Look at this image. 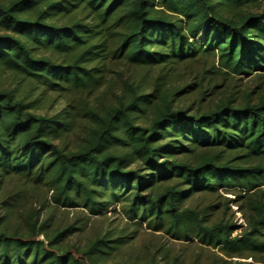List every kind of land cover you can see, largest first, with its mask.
<instances>
[{
    "label": "trees",
    "instance_id": "obj_1",
    "mask_svg": "<svg viewBox=\"0 0 264 264\" xmlns=\"http://www.w3.org/2000/svg\"><path fill=\"white\" fill-rule=\"evenodd\" d=\"M144 226L264 264V0H0V264H180Z\"/></svg>",
    "mask_w": 264,
    "mask_h": 264
},
{
    "label": "rangeland",
    "instance_id": "obj_2",
    "mask_svg": "<svg viewBox=\"0 0 264 264\" xmlns=\"http://www.w3.org/2000/svg\"><path fill=\"white\" fill-rule=\"evenodd\" d=\"M197 40L199 42L204 41L203 35H200ZM225 197H229L232 200H234V195L223 193ZM212 198L209 196L199 197L196 196L191 203L196 204L201 202L202 204H206L207 202H210ZM221 202H224L225 199L219 198ZM230 210L225 211V217L232 219L237 224L243 225V228L246 226L245 219L243 217V214L240 212L238 206L233 203L232 201L229 203ZM117 209L120 210L119 206H113L108 210L107 215H102L98 217H92L91 219V225L89 226L88 232L86 235L88 236L95 230L97 227H103L107 228L110 226H123L124 221L122 219L121 213L115 214L114 210ZM224 207L221 205V207L216 211V214L214 215V218L222 217L224 216L223 213ZM84 213H82L81 210H59L56 212L57 219H60L64 222H72L75 221L79 217H84ZM239 229L235 232V234L240 233V231L243 229ZM84 237V236H83ZM169 251L171 256H177L178 262L180 264H205L208 262L209 256H211L213 251L217 253L216 250H211L209 248L201 247L198 242L195 240H191L188 242L185 241H179L169 238L168 235L162 233V232H155L151 229H148L147 227H139V233L137 240L135 243L127 247L122 255L121 258L124 260L133 261L136 258H145L148 255L152 253H162L165 251ZM228 260L233 261H252L251 258L249 259H240V258H233Z\"/></svg>",
    "mask_w": 264,
    "mask_h": 264
}]
</instances>
